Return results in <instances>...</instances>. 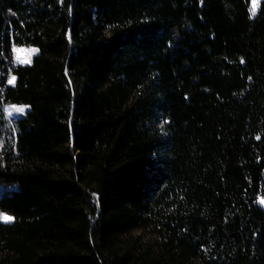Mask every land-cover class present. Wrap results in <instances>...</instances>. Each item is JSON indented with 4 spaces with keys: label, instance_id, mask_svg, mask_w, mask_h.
I'll list each match as a JSON object with an SVG mask.
<instances>
[{
    "label": "trees",
    "instance_id": "1",
    "mask_svg": "<svg viewBox=\"0 0 264 264\" xmlns=\"http://www.w3.org/2000/svg\"><path fill=\"white\" fill-rule=\"evenodd\" d=\"M251 3L0 0V264H264Z\"/></svg>",
    "mask_w": 264,
    "mask_h": 264
},
{
    "label": "rangeland",
    "instance_id": "2",
    "mask_svg": "<svg viewBox=\"0 0 264 264\" xmlns=\"http://www.w3.org/2000/svg\"><path fill=\"white\" fill-rule=\"evenodd\" d=\"M260 1L261 0H252L251 9H252L253 15H255V13L257 12ZM38 53H39V47L37 46H33V45L14 46L13 47L14 63L16 65L31 64L34 56H36ZM16 81H17V76L15 74H11L9 77L8 83L10 85H14ZM29 110H30V106L27 104H9L5 107L6 115L8 117L15 118V119L25 116ZM72 172L77 173L78 169L73 168V169L68 170V173H72ZM259 203L264 205V199L260 198ZM4 215H7V214H4ZM133 234L136 237H141L142 242L152 243L156 239L155 235H153L149 230H136Z\"/></svg>",
    "mask_w": 264,
    "mask_h": 264
},
{
    "label": "snow or ice",
    "instance_id": "3",
    "mask_svg": "<svg viewBox=\"0 0 264 264\" xmlns=\"http://www.w3.org/2000/svg\"><path fill=\"white\" fill-rule=\"evenodd\" d=\"M0 219H2L5 222H11L13 221L14 218L8 215L0 214Z\"/></svg>",
    "mask_w": 264,
    "mask_h": 264
},
{
    "label": "water",
    "instance_id": "4",
    "mask_svg": "<svg viewBox=\"0 0 264 264\" xmlns=\"http://www.w3.org/2000/svg\"><path fill=\"white\" fill-rule=\"evenodd\" d=\"M96 197H98V196L96 195Z\"/></svg>",
    "mask_w": 264,
    "mask_h": 264
}]
</instances>
